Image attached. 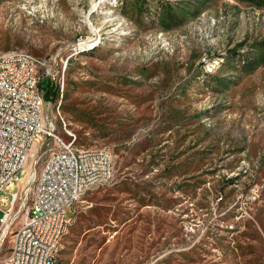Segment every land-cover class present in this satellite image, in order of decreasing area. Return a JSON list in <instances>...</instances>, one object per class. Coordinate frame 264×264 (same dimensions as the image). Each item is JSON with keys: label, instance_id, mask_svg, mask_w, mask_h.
Masks as SVG:
<instances>
[{"label": "rangeland", "instance_id": "obj_1", "mask_svg": "<svg viewBox=\"0 0 264 264\" xmlns=\"http://www.w3.org/2000/svg\"><path fill=\"white\" fill-rule=\"evenodd\" d=\"M112 2L0 0V51L43 57L55 82L65 61L53 117L111 153V178L69 207L56 263L264 264V60L234 55L264 40V7L211 0L163 29Z\"/></svg>", "mask_w": 264, "mask_h": 264}, {"label": "built area", "instance_id": "obj_2", "mask_svg": "<svg viewBox=\"0 0 264 264\" xmlns=\"http://www.w3.org/2000/svg\"><path fill=\"white\" fill-rule=\"evenodd\" d=\"M46 62L31 52L19 54L17 45L0 51V246L18 221L0 264H57L69 207L112 175L106 147L71 142L75 133L61 125V114L53 117L59 99L50 104L37 85L38 68ZM64 67L65 61L56 81L59 97Z\"/></svg>", "mask_w": 264, "mask_h": 264}, {"label": "trees", "instance_id": "obj_3", "mask_svg": "<svg viewBox=\"0 0 264 264\" xmlns=\"http://www.w3.org/2000/svg\"><path fill=\"white\" fill-rule=\"evenodd\" d=\"M209 1L211 0H178L176 4H172L168 0H154V4H151L150 0H118V4H120V12H127L128 10L136 23L141 24L145 20L148 24L156 22L163 29H171L196 16L207 7ZM244 1L264 7V0ZM253 46L254 55L251 53L252 55L249 57H244L242 54L237 55L235 51V61L244 63L245 61L258 62L259 59L264 60V40L255 41ZM215 82L219 85H226L218 76L215 78ZM37 85L43 91L44 100L55 99L58 96V84L49 79L48 76L41 74ZM61 93L64 94V90ZM150 161L152 162V160ZM170 173L172 171L167 172L168 175ZM138 199L142 201L141 194L138 195Z\"/></svg>", "mask_w": 264, "mask_h": 264}, {"label": "bare ground", "instance_id": "obj_4", "mask_svg": "<svg viewBox=\"0 0 264 264\" xmlns=\"http://www.w3.org/2000/svg\"><path fill=\"white\" fill-rule=\"evenodd\" d=\"M100 1H105V0H100ZM108 1V0H107ZM111 2H112V0H111ZM114 2V1H113ZM112 2V3H113ZM104 21H105V23H107V22H110L112 19L111 18H109V17H106V18H104L103 19ZM111 24V23H110ZM109 25V24H108ZM91 40V39H90ZM85 41L84 43H85V45L84 46H86V47H92L94 44H95V41H93V40H91V41ZM17 52H18V50H17ZM19 54H26V53H21V52H18ZM74 137V136H73ZM71 142H74V140H72V135H71Z\"/></svg>", "mask_w": 264, "mask_h": 264}]
</instances>
